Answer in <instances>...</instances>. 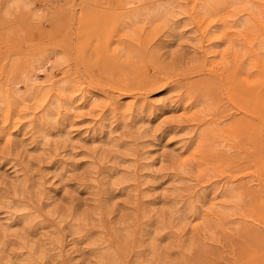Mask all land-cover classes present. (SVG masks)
Masks as SVG:
<instances>
[{
    "label": "rangeland",
    "instance_id": "rangeland-1",
    "mask_svg": "<svg viewBox=\"0 0 264 264\" xmlns=\"http://www.w3.org/2000/svg\"><path fill=\"white\" fill-rule=\"evenodd\" d=\"M4 1L0 85L26 58L63 53L35 85L69 80L75 98L97 94L91 116L113 124L97 134L91 110L78 108L75 134L54 128L33 146L36 114L19 116L23 104L10 121L0 116V264H28L31 251L37 264H264V109L253 106L264 76L254 65L250 106L233 101L234 51L224 75L212 64L218 22L200 26L182 0L183 11L146 37L145 25L135 28L118 67L109 45L121 33L119 9L109 0H26L8 18ZM207 124L226 135L199 142Z\"/></svg>",
    "mask_w": 264,
    "mask_h": 264
},
{
    "label": "bare ground",
    "instance_id": "bare-ground-1",
    "mask_svg": "<svg viewBox=\"0 0 264 264\" xmlns=\"http://www.w3.org/2000/svg\"><path fill=\"white\" fill-rule=\"evenodd\" d=\"M186 2L188 6L185 7L187 11H189L192 20L200 26H202L209 18L218 22L219 29L214 34V37L220 39L221 45L219 44L220 47L218 48L217 46V49L214 50L216 58L212 64L217 67V70H221L220 74L224 75L229 56H231L230 53L234 51L231 58L233 57V60L237 64L235 68V76L238 78V81L232 82L229 87V96L233 97V101L240 105V107L242 106V103H244V106H250L251 96L253 93L251 79L255 78L253 72L254 65H256L255 70L259 72L258 74H262V76H264V0H186ZM109 3L111 4L110 7L119 9V13L115 18L117 22L116 24L121 25V28L118 27L121 33H119V38L109 45L112 56L114 55L117 59L115 61L118 64V67H121V64H119L118 61L121 60L122 55L129 57L132 54L127 41L131 38L130 36L132 32L136 31L135 28L137 29V27H143V25H145L147 28L145 30L146 37L149 34L148 26L152 27L155 24L163 22L166 23V21L171 20L173 16L176 17V13H181V11H183L182 0H109ZM26 6V0H5L3 5L5 18L13 16L15 11L24 9ZM218 11H221V16L219 17V14L216 15ZM253 24H256V27ZM45 55L36 54L32 55L29 59L26 58L23 62L21 70L19 69V77L13 80L12 83L2 80V82H5H3L4 86L3 84L0 85V116L3 117V120L1 121H10L17 107L23 104V107L19 108V110L17 109L18 113L20 112L19 116L21 113H25L27 115L36 114V117H32L28 124L30 126V137L32 139L31 144L33 146L38 145V143L48 142L54 128H66V130H64L65 136L66 138H70V135L75 134V129H77L71 128V126L73 128L75 127L73 125V119L78 116L76 110L78 108H89L91 112H88V114L91 116L92 111L95 107H97L96 101L98 100V95L94 93H85V95L82 94L79 98H75L73 94L74 91H76L73 87L75 85L70 84V81L66 79H62L56 83L52 82L50 78L45 76V79L39 85H35L34 81L38 79L39 74L44 73L45 75L47 67L57 69L65 60L63 53L61 55L57 52H51L49 53L50 56H47L48 54L46 56ZM122 61L124 62V60ZM11 72H13V70ZM1 74H3V70ZM122 74V76L127 79V68L124 66L122 68ZM11 75L12 73H10L9 77H11ZM22 83H25L27 86L26 92L24 91V93L19 94L20 91H12L13 87H21ZM136 97L140 98L138 96ZM260 99L261 102H257V104L253 106H258L264 109V92L261 93ZM139 101L142 102L143 100ZM252 101L254 102V100ZM26 103L33 104H30L31 106H29ZM244 106L242 107L244 108ZM210 107L208 106L207 108L209 109ZM207 108L206 111H208ZM120 109V103L114 102V105L111 106V111L114 113V116L117 115ZM202 110L198 111L202 112V119H204V121L208 120L207 116L210 113L206 112L205 109L204 111ZM91 117V119L98 121L92 126L95 133L102 134L107 131L111 134L112 130L110 128L113 123L109 118L105 117L104 114L99 115L98 117L92 115ZM209 124H207V127L206 125L202 126L206 128L201 129L198 136L199 142H203L204 140L206 141L207 139L210 140L211 137H216L219 134L221 136L226 135L224 133L226 131L225 128L214 130L213 127L208 126ZM0 134H2V128H0ZM9 134L11 133L8 132V135ZM199 144L202 145V143ZM144 159H146V157H144ZM186 159L189 160V157ZM62 161L63 163L66 162V158H63ZM131 179L137 180L136 177H129L124 178L123 181ZM244 186L249 187L250 184L246 182L244 183ZM262 186L264 187V180ZM260 190L263 191L261 188ZM261 222L264 223L263 220ZM262 253L264 256V250ZM45 255L46 253H42L40 257L44 258ZM37 259L38 258H36L31 251L28 264H37L39 261ZM239 264L245 263L240 262Z\"/></svg>",
    "mask_w": 264,
    "mask_h": 264
}]
</instances>
